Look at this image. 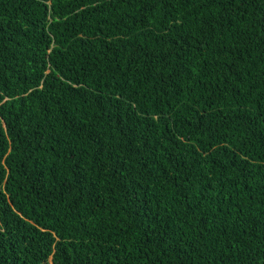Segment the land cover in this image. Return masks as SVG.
<instances>
[{"label":"trees","instance_id":"16d2710c","mask_svg":"<svg viewBox=\"0 0 264 264\" xmlns=\"http://www.w3.org/2000/svg\"><path fill=\"white\" fill-rule=\"evenodd\" d=\"M0 264H264V0H0Z\"/></svg>","mask_w":264,"mask_h":264}]
</instances>
